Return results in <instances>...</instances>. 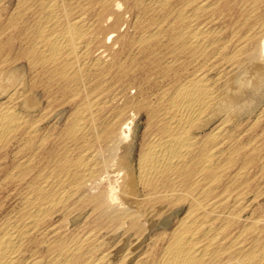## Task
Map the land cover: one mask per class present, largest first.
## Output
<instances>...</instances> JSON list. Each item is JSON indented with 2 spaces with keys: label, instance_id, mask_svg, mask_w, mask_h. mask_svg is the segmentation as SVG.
I'll return each instance as SVG.
<instances>
[{
  "label": "bare ground",
  "instance_id": "1",
  "mask_svg": "<svg viewBox=\"0 0 264 264\" xmlns=\"http://www.w3.org/2000/svg\"><path fill=\"white\" fill-rule=\"evenodd\" d=\"M138 2L147 13L167 11L156 31L168 22L165 31L171 33L176 61L185 57L187 62L157 63L168 85L153 93L155 100L148 95L137 103L148 111L155 130L144 143L137 164L129 156L132 152L127 153L128 147L123 146L134 121L124 116L126 108L116 110L103 129L105 138L119 144L112 148L115 155L104 157L100 150L92 153L86 149L74 155L72 147L63 145L49 154L53 163L50 165L38 159V148L33 146L29 169L34 175L26 196L28 210L21 221L0 225V264H116L113 258L121 244H116L112 251L94 255L106 239L96 233L86 235L73 246L57 238L51 244L52 249L58 250L55 259L24 257L34 227L48 212L69 204L76 196L94 206L103 226L112 227V233L123 231L125 241L131 233L137 235L135 248L124 255V259L131 261L138 253L135 264H264V208L259 213L251 212L254 203L264 197V191L255 193L252 199L247 196L261 147L250 148L251 143L236 140L235 134L227 146L222 145L223 140L218 141L238 112L242 113V105H253L246 93L264 88V0H152L150 5L145 0ZM111 7L112 0L19 1L15 16L9 20L20 38L18 55L8 60L2 49L5 41L0 39V98L8 97L0 102V148L14 142L26 130L31 140L37 141L39 137V118H26L17 110V103L26 101L29 110L46 109L37 97L36 80L28 94L27 81L22 79L17 66H6L22 59L27 60L33 77L41 76L40 85L45 90L56 83L72 96H80L77 120L64 136L67 140H79L81 148L89 144L83 133L97 127L95 108L99 107L101 94L110 89L105 77L114 74L128 79L134 71L132 63H108L104 55L86 60L94 42L86 38L94 23L86 20L87 15L94 16L98 29L109 20ZM222 17H231V35L224 34L217 23ZM101 32L99 29L98 33ZM108 34L109 40L113 39V32ZM154 35L141 40L154 55H149L151 63L157 62L161 53L154 48L161 39L156 45L151 44ZM101 40L98 34L92 45L101 44ZM223 115L226 117L220 120ZM218 120L221 122L215 129L202 136ZM42 138L44 142L46 137ZM209 138L215 140L214 145H209ZM260 162L259 173L264 176V156ZM111 173H116L115 180ZM173 210L177 216L185 211L174 227L165 221L163 233L156 238L151 236V231ZM148 239L154 241L148 249L141 250Z\"/></svg>",
  "mask_w": 264,
  "mask_h": 264
},
{
  "label": "rangeland",
  "instance_id": "2",
  "mask_svg": "<svg viewBox=\"0 0 264 264\" xmlns=\"http://www.w3.org/2000/svg\"><path fill=\"white\" fill-rule=\"evenodd\" d=\"M19 1L20 0L18 1L0 0V16H1L0 39L5 41L4 47H2V49H3V55L8 60L13 59L19 53L18 46L20 44V38L18 39L17 37L18 32H16V30L14 31V27L10 26L9 24L10 18H12V16L13 17L15 16L13 15V13L15 14L17 12V6L19 4ZM151 1L152 0H145L144 3L146 5L149 3L151 4ZM139 4L141 3H139L138 0H112V7L111 10L109 11V14L111 15L108 17L109 20L105 22V25L103 27L98 29H96L98 25H96V20L94 21V16H92L91 14L87 15L86 20L89 22L93 21L94 23L92 22L93 26L91 28L90 33L86 35V38L88 36L89 38L88 40L91 41L92 39H94V42H96V36H98L99 34L102 40L100 42L101 44L99 45L96 44L92 45V43L94 42L91 43V49L89 47L90 51L88 53V58H86V60L91 61V59L94 57H99L100 55H104L103 58L106 59L108 63H112V61L113 63H118V61L121 60L132 63L131 67L134 69V71L133 70L131 71V74L129 75L128 79H126V77L120 78L118 76H115L114 74H110V76L105 77L107 79L106 85H108L110 89H108L107 91L101 94L102 97L100 98V100H98L99 107L95 108L98 109L96 115H98L99 118V120L97 121L98 122L97 127H93L89 131L87 130L83 133L84 135H86L87 140H89V144H85V146H83L84 148L80 147L81 142L79 140L78 141L71 139L67 140L64 136V134L67 132L68 127H71V125H73L77 120L76 108L80 101V96H76V97L72 96L71 94H69V92H65L61 88V86H58L56 83H51L48 89L45 90V87L40 85L41 76L36 75L35 77H33L32 74H30L28 62L26 59H22L20 63L8 62L6 64V66L7 65L17 66L18 72L20 71L19 72L20 75L21 76L23 75L22 79L25 77L24 80L25 82L27 81L25 90H29L26 91L28 94L29 92L31 93L33 80L34 81L36 80L38 86L35 85L34 86L36 88H39V90L36 93L37 97H39V100L42 102V108H46V109L29 110L28 106H26L27 105L25 103L26 101L23 100L21 104L17 103L19 104V106L17 107L19 108L17 109L18 111L26 115V118L28 119L31 118V120H33L35 118H39V126L40 125L41 126L39 127L40 131H39V137L38 139H36L37 141L31 140L30 133H28V131L26 130V132L23 131L22 133H20L18 138L14 139V142L3 145L0 148V225L5 226L7 223L8 224L11 222L14 223L15 221H21L23 218H25L23 216L28 210L26 196L30 194L29 193L31 191L30 180H32L31 178H33L34 175V172L29 169L33 146H36L38 148L36 150L38 152L37 153L38 159L42 160L43 163L44 162L50 163V165H53V163H52V157H50L49 154L53 151L54 148L60 149V147H62L63 145L64 146L67 145V147H72L74 151V155L81 150H84V152L88 150L92 153L95 150H100L103 153L104 157H108L110 154L111 155L113 154L112 153L113 146L119 144L114 143L112 140H110V138H105V136H103V129L105 125L108 123V121L111 122V118L115 114L116 110L126 108L125 111L126 113L124 116H127L126 118L132 117L134 118V121L132 120V123L130 125L131 126V132L129 133L130 135L126 138L125 140L126 142L123 141L124 142L123 146L130 148V149L127 148V153L130 154L132 152L129 156H131L132 159H134L137 164V160L139 158L144 143L150 138L151 132L156 128L155 123H151L150 121L148 111L145 108H142L141 105L139 106V104L137 103L143 102L144 97L148 95L155 100L156 97L153 95V93L154 94L157 93L158 89L162 85L163 87H166V85H168L167 81H164L167 79L162 77L163 70L159 66H156L157 63L158 64L183 63V62L187 63L185 61L186 60L185 57H181L180 62L176 61V55L173 53V48L171 47L172 46L170 41L171 33L168 30L165 31L168 22L167 23L165 22V24H163V26L161 27L163 32L162 30L161 31L159 30L160 32L158 31V33L156 31L158 29V27L156 26L157 23H159L160 20L164 19L167 11L160 10L157 11V13L154 12L147 13L146 8L144 6L140 7ZM228 12L232 13L235 11H228ZM126 14L128 16H126ZM162 15H164V17ZM156 17H158V20H155L156 22L151 23V21H153V18ZM33 18L35 17L33 16L32 19ZM169 18L173 19V17H169ZM224 19L225 18L222 17L220 20H218L217 23H220V28L223 29L224 34L231 35L233 30V26L231 24L232 19L231 17L226 18V20ZM99 29L102 30L101 33H98ZM109 32H113L114 35L113 39L110 38L109 40L108 37ZM153 32L156 35H154L155 38L151 41V44L156 45L159 39H161L162 42L154 47L159 51V53L161 52L160 54H158L160 58L157 60V62L151 63L149 58L150 56L153 57L154 55L150 54V49H145V44H144L145 42L143 43L141 42V40H144L145 37L146 38L149 37L151 33L154 34ZM118 38L119 40H117ZM22 68L25 69L26 71H24ZM263 90L262 89L259 90L260 93L258 91H254V93L253 91H251L248 94L246 93V95L250 96L249 99H253V102L252 101L250 102V100L249 102L253 103L254 106L249 104V107H246L245 105L246 107L245 108L244 105H242L244 109L242 108L239 110L242 113L238 112V116L235 117V121L233 120L235 123L230 122L231 123L230 126L225 130L227 132L226 133L222 132L221 136L218 139V141L223 140L222 143L223 146L224 145L227 146L231 142L232 139L231 137H233V135L235 134L234 138H236V140H240L241 142L243 141V142L251 143L250 148L256 146L258 147L260 145L261 147L260 153L257 152L258 155L260 154V157L259 159L257 158V164L252 168V174L250 176L254 178L252 179L253 186L250 190H248L247 193V196L250 197V199L254 197L255 193H260L264 191V176L261 173H259V167L261 165L260 158L264 156V100H263L264 93L261 94L262 92H264ZM251 93L255 95H252ZM251 96H253L255 99ZM6 100H8L7 96L0 98V102L2 101L4 102ZM248 108L249 109L252 108V111L251 109L248 110ZM54 111L56 114L53 113ZM239 114L241 115L239 116ZM224 117L226 116L223 115L220 120H222ZM239 118L240 120H238ZM220 120L209 125L203 131L204 133L203 132L201 133L202 136L206 135V133L211 132L213 129H215V127L221 122ZM119 129H117V133L118 131H120ZM49 133L50 135H48ZM43 136L46 137V140L44 142H41ZM214 141L215 140H213L212 138H209L208 139L209 145L210 146L214 145L215 144ZM254 154H256V152ZM113 155H115V153ZM115 174L116 173L110 174L113 180H115L116 178ZM108 180L109 179L107 177L106 185L108 183ZM76 198L77 196L71 200V202L74 200L72 203L70 202L71 204L67 203L64 205H60L56 210L48 212L45 215L43 221H41L40 225L37 226L39 228L34 227V230L32 232L33 236L32 235L30 236L31 238L29 239L30 243L28 242L27 244L28 251L25 252L24 257L27 259L38 256L41 258H45L47 260L55 259L58 256V250L52 249L51 244L54 243V241H57V238L58 240H62V239L67 240L69 242L68 243L69 246H71L72 244L74 245L75 243H78L81 239L85 238L86 235L96 233L101 237L102 240L103 238L106 239L103 240L104 241L103 244L94 251V255L95 254L101 255L104 252L112 251L115 248L116 244L118 245L121 244L119 245L120 251H118L119 249L118 247L117 249L118 254L116 257L113 258L114 262L116 264H135L136 260L139 257L138 253L136 257H134V259L131 261L130 260L127 261V259H124V255L128 251L130 252L131 248L132 249L135 248L133 244L135 243V239L137 238L136 237L137 235L133 232L130 234L131 237L129 238L126 237V241H125V234L123 231L116 233L117 235L112 233V227L107 228L103 226L104 223L102 224V219L100 218L99 213L95 211L94 206L92 204H86L85 201H81L79 199L77 200ZM263 208H264V197L261 198L259 202L254 203V208L251 212L259 213L260 211L263 210ZM184 211L181 212L178 216L177 213L174 212V210L167 213L166 214L167 216L165 215L166 217L165 216L163 217L164 219H162V221L159 223L160 225L155 227V229L151 231L150 235L155 236L156 238L158 235L162 234L163 231L165 230L164 225L166 224V222L168 223L171 222V226L174 227L177 221L179 220V218L183 215ZM168 216L170 218H168ZM68 230L71 233H69ZM114 236H116L117 238ZM152 241H154V239L152 240L148 239L147 241H145L141 245V250L148 249L150 247L149 243ZM34 249H36L35 251L37 252H35ZM91 256L87 258H90Z\"/></svg>",
  "mask_w": 264,
  "mask_h": 264
}]
</instances>
